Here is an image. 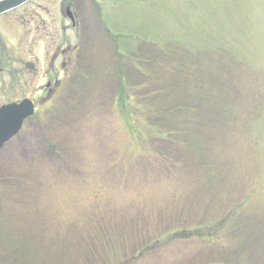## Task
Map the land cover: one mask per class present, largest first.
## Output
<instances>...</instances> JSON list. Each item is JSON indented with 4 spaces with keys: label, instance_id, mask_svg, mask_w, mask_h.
Instances as JSON below:
<instances>
[{
    "label": "rangeland",
    "instance_id": "374dc122",
    "mask_svg": "<svg viewBox=\"0 0 264 264\" xmlns=\"http://www.w3.org/2000/svg\"><path fill=\"white\" fill-rule=\"evenodd\" d=\"M24 99L0 264H264V0H30L0 16Z\"/></svg>",
    "mask_w": 264,
    "mask_h": 264
},
{
    "label": "water",
    "instance_id": "95a60500",
    "mask_svg": "<svg viewBox=\"0 0 264 264\" xmlns=\"http://www.w3.org/2000/svg\"><path fill=\"white\" fill-rule=\"evenodd\" d=\"M30 0H0V16L12 11ZM71 21V14L67 13ZM34 113V103L24 99L18 103H10L0 107V149L20 130L23 121Z\"/></svg>",
    "mask_w": 264,
    "mask_h": 264
},
{
    "label": "trees",
    "instance_id": "16d2710c",
    "mask_svg": "<svg viewBox=\"0 0 264 264\" xmlns=\"http://www.w3.org/2000/svg\"><path fill=\"white\" fill-rule=\"evenodd\" d=\"M190 109L191 110H199V108L197 107H190ZM181 111H185L184 109H182ZM153 123V122H152ZM153 124H156V123H153ZM150 125H152V124H150ZM157 125V124H156ZM153 126V125H152ZM150 128H152L151 126H150ZM157 133H155V135L158 137L159 136V139H162V138H160L162 135H167V136H170L171 134H174L173 132L172 133H167V132H163V131H160V130H158V131H156ZM162 141H164V142H170L168 139H162ZM187 142V141H186Z\"/></svg>",
    "mask_w": 264,
    "mask_h": 264
},
{
    "label": "flooded vegetation",
    "instance_id": "af4514ba",
    "mask_svg": "<svg viewBox=\"0 0 264 264\" xmlns=\"http://www.w3.org/2000/svg\"><path fill=\"white\" fill-rule=\"evenodd\" d=\"M68 11L70 12V8L67 6V7L65 8V14H66V15H67ZM70 13H71V12H70ZM71 16H73L72 13H71Z\"/></svg>",
    "mask_w": 264,
    "mask_h": 264
}]
</instances>
